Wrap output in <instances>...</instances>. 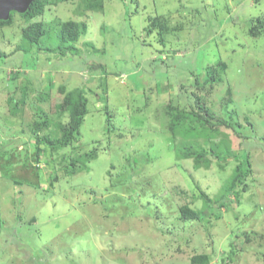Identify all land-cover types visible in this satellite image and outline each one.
I'll return each mask as SVG.
<instances>
[{
	"label": "rangeland",
	"instance_id": "obj_1",
	"mask_svg": "<svg viewBox=\"0 0 264 264\" xmlns=\"http://www.w3.org/2000/svg\"><path fill=\"white\" fill-rule=\"evenodd\" d=\"M10 17L0 24V264H192L194 254L264 264V0H102L97 10L44 0L42 14ZM68 19L84 27L61 55L69 43L56 29ZM36 20L51 31L28 46L21 29ZM70 96L87 112L79 136L54 147L71 105L55 108ZM169 111L218 129L187 117L191 134L172 135ZM182 141L211 151L180 158ZM240 146L249 172L227 192ZM185 203L198 218L180 217Z\"/></svg>",
	"mask_w": 264,
	"mask_h": 264
},
{
	"label": "trees",
	"instance_id": "obj_2",
	"mask_svg": "<svg viewBox=\"0 0 264 264\" xmlns=\"http://www.w3.org/2000/svg\"><path fill=\"white\" fill-rule=\"evenodd\" d=\"M82 3L84 5V7L86 9H93V10H97V9H101L102 8V0H82ZM43 7H44V0H33L31 2V4L29 5L28 9L23 12L22 14L26 15V20L32 19L40 14H42L43 12ZM13 12V11H12ZM11 12V13H12ZM11 15V14H10ZM11 17H9L7 20H0V24L4 25L9 23ZM157 19L155 18L154 23H156ZM263 23H261L262 25ZM83 24L79 21L73 20V19H68L65 21H62L59 26L57 27L56 31L58 32V36L61 39V41H63L64 43H69L67 44V46L65 45L63 46H59L57 48H55L56 52H59L61 55H65L66 52H71L72 50H76L75 46L73 45V42L76 41L80 34L83 31ZM255 27H251L250 28V33L252 35H257L258 32L254 30ZM55 30V28H54ZM51 30H47L44 23L42 21H32L29 24H26L22 29H21V37L22 40L24 41V43H26L28 46H34L36 44L39 43L40 39L45 35V34H49ZM45 51H51V49L48 47H46L44 49ZM53 50V49H52ZM222 64V63H221ZM211 73L209 74V76L206 77V79L208 78H214L219 74V72H217L216 68H213L210 70ZM198 81V79H197ZM196 81V83H198ZM200 83V82H199ZM61 90L62 86L59 87ZM66 99V98H65ZM64 100V99H63ZM61 101L60 103H58V107H56L55 109H60L61 111L63 109H65V107H70V113H69V120H68V125L67 126H60L62 134H61V138L59 140H56L54 142H52V145L55 146H61L64 147L66 146L69 141L74 140V138H77L79 136V127L81 125V122L83 120V117L86 114V106H85V99L83 100V98H79L78 96V100L76 102L71 103L74 100H71V96L70 98L67 97L66 100ZM71 100V101H70ZM171 108V107H170ZM173 109V108H172ZM169 115L172 117V120L169 123V129L170 132L172 133V135L175 134V132H179L182 134V136H187L189 134H191V132L195 129V125L190 124L188 126H186L184 124V120L193 117L195 120V124L196 121L197 123H202V131H206V127H208L210 130L212 131H216L218 129V125L215 123H210L208 122L207 118H205L204 115L197 113L195 111H191L190 114L187 113H182V112H175L173 113V111H169ZM192 119V118H191ZM189 122H191V120H189ZM225 124L229 125L228 121L224 122ZM234 127V126H233ZM107 129V127H106ZM174 133V134H173ZM203 133V132H201ZM46 137L42 138H38V142L42 143L44 142L46 139ZM52 141V140H50ZM182 143V147H184L185 150H180L179 148H175L176 149V153L177 155H179L180 158L184 157H190L191 155L195 156V160H198L200 158H203V156L205 155L206 152H210L207 150H202V149H198V150H191L190 146L191 143L193 142H189L187 144V142H181ZM184 143V144H183ZM179 144H177L178 146ZM241 150L243 151L239 158H240V163L235 166L234 169V173L232 174V176L230 177L227 185L225 186V189L227 192H231L234 187L237 184H240L243 182V178L245 177V175H247V173L249 172V166H250V162L248 160V154H246L245 156V151L243 149L242 146H240ZM238 157V156H236ZM73 161H71V163H73ZM200 162V161H199ZM179 213H180V217L182 219H194V218H198L199 217V212L190 208L188 204H182L181 206H179ZM208 260L209 257L206 254H194L191 259L190 262L192 264H208Z\"/></svg>",
	"mask_w": 264,
	"mask_h": 264
},
{
	"label": "water",
	"instance_id": "obj_3",
	"mask_svg": "<svg viewBox=\"0 0 264 264\" xmlns=\"http://www.w3.org/2000/svg\"><path fill=\"white\" fill-rule=\"evenodd\" d=\"M33 0H0V20H7L12 11L25 12Z\"/></svg>",
	"mask_w": 264,
	"mask_h": 264
}]
</instances>
